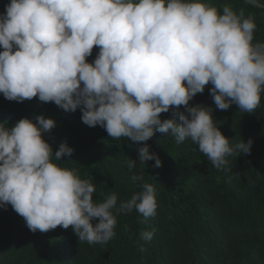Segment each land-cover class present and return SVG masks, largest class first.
<instances>
[{"label":"clouds","instance_id":"clouds-1","mask_svg":"<svg viewBox=\"0 0 264 264\" xmlns=\"http://www.w3.org/2000/svg\"><path fill=\"white\" fill-rule=\"evenodd\" d=\"M256 27L244 7L207 0H10L0 13V93L10 101L52 102L65 112L79 108L83 123L99 125L112 139L146 142L159 131L176 144L190 140L226 170L228 157L250 153L252 140L230 142L211 107L189 102L211 85L221 111L235 104L253 113L260 106L264 42H254ZM94 46L99 51L90 63ZM167 112L172 118L162 119ZM35 121L0 124V207L11 205L30 231L71 226L80 243L106 244L116 235L118 214L136 210L142 223L157 214L153 184L136 173L131 180L142 190L130 199L118 206L114 192L93 199L95 185L57 163L74 149L65 141L53 153L42 136L56 121L44 115ZM138 154V161H126L129 171L137 162L162 166L147 144ZM153 235L142 230L139 240Z\"/></svg>","mask_w":264,"mask_h":264},{"label":"trees","instance_id":"trees-1","mask_svg":"<svg viewBox=\"0 0 264 264\" xmlns=\"http://www.w3.org/2000/svg\"><path fill=\"white\" fill-rule=\"evenodd\" d=\"M207 2L244 7L257 25L254 42H264V7L245 5L244 0ZM257 2L264 5V0ZM8 3L0 0V13ZM98 51L94 46L87 61L93 62ZM210 87L189 103L211 107L230 142L252 140L250 153L228 157L226 170H217L190 140L176 144L171 134L159 131L146 142L112 139L99 125L83 123L79 108L65 112L52 102L10 101L0 93V124L12 127L25 117L35 123L38 115L56 121V127L42 136L53 153L65 141L74 149L70 158L64 156L57 163L90 180L96 187L93 199L102 201L113 192L117 206L130 199L142 190L131 180L136 173L153 184L158 204L157 214L143 223L136 210L118 214L116 235L106 244L92 245L80 243L71 226L32 232L11 205L0 207V264H264V93L253 113H244L235 104L221 111ZM161 118H172L171 112ZM144 144L160 157L162 166L153 167L154 160L146 165L137 162L129 171L126 161H138V149ZM153 229L150 241L139 240L142 230Z\"/></svg>","mask_w":264,"mask_h":264}]
</instances>
